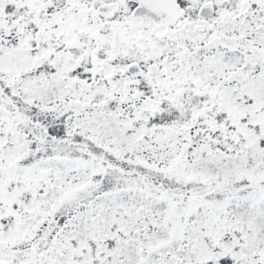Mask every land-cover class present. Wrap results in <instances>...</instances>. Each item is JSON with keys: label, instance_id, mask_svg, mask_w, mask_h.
<instances>
[{"label": "snow or ice", "instance_id": "obj_1", "mask_svg": "<svg viewBox=\"0 0 264 264\" xmlns=\"http://www.w3.org/2000/svg\"><path fill=\"white\" fill-rule=\"evenodd\" d=\"M0 264H264V0H0Z\"/></svg>", "mask_w": 264, "mask_h": 264}]
</instances>
